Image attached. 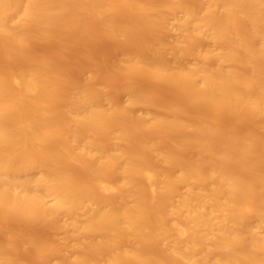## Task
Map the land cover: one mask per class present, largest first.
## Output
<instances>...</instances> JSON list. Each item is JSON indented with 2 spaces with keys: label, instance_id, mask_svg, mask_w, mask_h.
<instances>
[{
  "label": "bare ground",
  "instance_id": "obj_1",
  "mask_svg": "<svg viewBox=\"0 0 264 264\" xmlns=\"http://www.w3.org/2000/svg\"><path fill=\"white\" fill-rule=\"evenodd\" d=\"M0 264H264V0H0Z\"/></svg>",
  "mask_w": 264,
  "mask_h": 264
}]
</instances>
